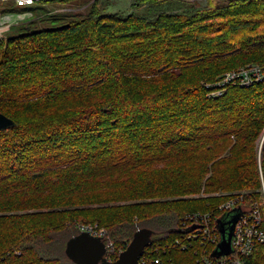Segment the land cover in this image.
Wrapping results in <instances>:
<instances>
[{
    "label": "trees",
    "instance_id": "1",
    "mask_svg": "<svg viewBox=\"0 0 264 264\" xmlns=\"http://www.w3.org/2000/svg\"><path fill=\"white\" fill-rule=\"evenodd\" d=\"M181 1L122 15L85 0L61 26L0 38L13 122L0 130V264H75L63 250L80 225L125 249L136 229L169 241L185 213L231 196L263 202L264 78L212 92L226 71L264 69V0Z\"/></svg>",
    "mask_w": 264,
    "mask_h": 264
},
{
    "label": "built area",
    "instance_id": "2",
    "mask_svg": "<svg viewBox=\"0 0 264 264\" xmlns=\"http://www.w3.org/2000/svg\"><path fill=\"white\" fill-rule=\"evenodd\" d=\"M6 1V0H0ZM18 6H29L39 0H13ZM21 20L20 14H0V32ZM16 22H15V21ZM15 22V23H14ZM263 65L249 63L237 69L226 71L214 85L218 89L212 95L222 93L223 86L230 82L239 85H250L264 78ZM221 87V88H220ZM263 202L250 208L240 207L241 213L234 225L231 238V251L218 257L212 256L213 250L220 241L217 220L231 213L238 207L242 195H234L217 205L218 211H194L185 213L180 218L179 228L175 236L166 242H149L139 256V264H250L255 246L264 243V190ZM240 206V205H239ZM263 207V208H261ZM79 231H87L104 241L103 257L112 262L124 250L115 245L106 236V231L96 225H80ZM190 252L189 262L179 263L173 257L172 251Z\"/></svg>",
    "mask_w": 264,
    "mask_h": 264
},
{
    "label": "rangeland",
    "instance_id": "3",
    "mask_svg": "<svg viewBox=\"0 0 264 264\" xmlns=\"http://www.w3.org/2000/svg\"><path fill=\"white\" fill-rule=\"evenodd\" d=\"M44 1L45 3L43 4L39 3V5L43 6L42 8L32 7L31 5L18 6L13 0L0 1V14L4 15V14L13 13V14L21 15V20L17 19L19 20L17 21L15 19L17 21V24H13L7 30L0 32V38H4V40H6L7 37H16L18 35L27 33L35 29L58 27L65 24L69 19L80 17L81 15L85 14L88 11V6L86 7V4H83L85 0H75L67 3H59V2L50 3L48 2L50 0H44ZM185 1L193 4V6L188 7V9H184L187 7L181 4L182 7L184 6V8H180V9H184L187 12H189L190 9H192L193 7L199 8L201 6H205L207 3L209 4L210 2V0H185ZM214 1L220 2L221 0H214ZM181 2L182 1L180 0L179 3ZM133 3L134 0H100L99 5L103 12H117L119 14L125 15L128 14L133 9L132 7ZM163 8L164 6L160 7V9ZM140 11H143V8H140ZM152 15L153 13H147V16L149 17ZM263 135H264V130L258 140L259 141L258 154H259V149ZM261 188L262 189L264 188L263 184H261ZM257 201L260 202V200ZM208 207L211 208L213 207V205H210ZM151 236L152 238L154 237V235ZM190 257L191 256L189 254L183 253V254H178L176 256V259L178 260V262L183 263V262H187L190 259Z\"/></svg>",
    "mask_w": 264,
    "mask_h": 264
},
{
    "label": "water",
    "instance_id": "4",
    "mask_svg": "<svg viewBox=\"0 0 264 264\" xmlns=\"http://www.w3.org/2000/svg\"><path fill=\"white\" fill-rule=\"evenodd\" d=\"M13 124L12 120L0 113V130ZM264 146V135L260 145L261 151ZM241 213L240 208H235L231 213L223 215L217 220V227L220 233V241L212 252V256L218 257L231 251V238L234 225ZM152 230L149 228H138L134 231L132 238L119 254L116 260L108 262L103 257L105 252L104 241L100 237L91 235L87 231L67 239L64 246V253L67 258L75 264H139L138 259L144 247L150 242Z\"/></svg>",
    "mask_w": 264,
    "mask_h": 264
}]
</instances>
